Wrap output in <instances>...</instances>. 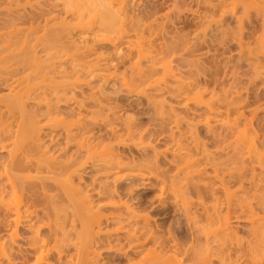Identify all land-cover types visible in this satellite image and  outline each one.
I'll return each mask as SVG.
<instances>
[{
    "label": "bare ground",
    "instance_id": "obj_1",
    "mask_svg": "<svg viewBox=\"0 0 264 264\" xmlns=\"http://www.w3.org/2000/svg\"><path fill=\"white\" fill-rule=\"evenodd\" d=\"M51 1L59 3L63 15L74 18L73 29L93 30L94 44L115 46L132 31L142 33L137 42L126 40L128 51L124 59L130 62L133 78H130L132 84L126 79L121 84L128 92L137 90L136 93L146 97L150 89L167 90L168 82L172 81L176 96L183 103L204 109L208 115L204 124L208 128L210 119L225 114L226 118L220 120L224 145L219 144L222 146L219 148L222 151L231 147L233 154L218 162L207 151H200L198 157L200 141L196 142L198 137L194 133L191 146L177 140L171 153L176 166L171 176H158L156 161L161 151L153 149L152 166L148 160L139 163L137 170L141 171L139 176L145 185L157 189L150 201L152 212L170 201L178 215L175 230L185 221L191 238L188 244L180 243L176 233L162 231L164 226L151 222L148 214L123 195L120 182L129 177L125 173L139 159L115 147L133 141V146H141L144 152L149 146L143 143L145 138L142 135L136 138L133 123L127 124V120L116 126L107 113L112 112L109 108L104 109L105 113L100 110L103 115L95 117L97 112L90 111L88 106L89 102L98 101L93 90L87 100L76 98L72 92L94 79L112 78L114 74L108 72L104 57L92 53L93 45L71 41L67 30L71 24L63 19L56 23L55 16H51L54 11L30 15L32 19L43 18V28L38 21L37 27L30 23L25 28L22 23V29L18 25L19 17L12 20L8 19L10 12L5 15L7 18L3 14L18 5L0 7V16L3 14L5 18L3 26L9 24L6 28L0 26V231L9 230L8 241L16 237L17 228L24 224L30 231L29 247H26L30 250V264H101L99 258L103 253L119 256L121 264H264V130L256 122L257 113L264 111L263 98L253 100L257 105L252 102L255 108L249 119L242 111L251 107L247 99L229 95V100L226 92L223 99H217L216 106L214 96L204 100L203 91L191 94L192 84L180 81L172 63L183 60L193 65V59L191 63V59L177 58V48L181 46L178 43L160 41L159 28L165 30V24L153 26V23H141V18L128 17L125 0ZM225 2L216 0L212 9L221 10ZM237 4H241L246 15L254 12V18L263 19L261 36L256 37L251 49L264 59V0H235L232 9ZM89 14L90 19L84 22ZM40 29L43 33L38 32ZM247 47L252 57L250 44ZM57 62H63L66 67L59 69ZM142 63L147 66L142 68ZM258 69L255 76L264 82V65ZM158 71L160 77H156ZM82 76L88 80L84 81ZM60 106L68 107V111H61ZM98 122L107 128L106 140L91 133ZM82 168L113 183L112 190L105 186L104 192H99L103 201L96 208L90 196L74 183ZM99 193L94 190L92 194ZM232 225H243L247 238L236 236ZM44 230L46 235H42ZM3 241L0 235V264H9L12 260L7 256L11 251L6 256ZM106 260V264H112V260Z\"/></svg>",
    "mask_w": 264,
    "mask_h": 264
},
{
    "label": "rangeland",
    "instance_id": "obj_2",
    "mask_svg": "<svg viewBox=\"0 0 264 264\" xmlns=\"http://www.w3.org/2000/svg\"><path fill=\"white\" fill-rule=\"evenodd\" d=\"M28 1L3 0V4L2 0H0V7L5 8L4 6H6V8H8L9 5H11V7H13L14 5H18L15 6L17 7L16 10H14V7V9L12 8V11L7 10L4 11L3 14L5 16L7 12H10V14L7 15L8 19L14 18L12 20H16L15 17H19L18 19L20 20H17L19 23L18 25H20L21 27L22 25H24L25 28L29 27L30 25H32L33 27L34 24V26L37 27L36 24L39 25V22V27L43 28L44 25L42 24H44V19L35 17L37 16L35 14H46L47 11H54V15L52 14L51 16H55L56 20L54 21L56 23H58L60 19H63L65 23L71 24L69 25V28H67V30L71 33V41H75V44L77 43V45H82L84 43L88 44V46L93 45L94 51L92 53L95 54L96 52V57L98 55L99 57H104V59L106 60L109 70L108 72H113L112 74H114L113 76L111 74L112 78L109 79L110 81L94 79V81L92 80L89 81V83L79 85L78 88L73 90L72 92L76 96V98L81 100H87L88 96L94 92L98 101L89 102L88 106L91 110L89 108L88 109L90 111L97 112V114L94 115L95 117L98 115L102 116L103 114L100 113L103 112L104 109L106 110L107 108H109L112 112H106L110 113L109 118L111 119L112 116L111 120L115 122L116 126L119 124H123V121L126 120L129 123L124 122V125H126L125 123H133L134 127L131 128L135 137L137 136L136 138H139V136L141 137L142 135V138H145L143 140V143H148L149 146L151 144L150 147H146L144 152L141 150L142 148H139L141 146H133V141L132 143L130 141L127 142L125 144L126 146L115 147L116 150L121 152H130L134 157L137 158L138 156L139 159L135 161L134 165L132 164V170L130 171H132L133 173L130 171L129 173H125V175L128 174L129 177H125L122 182H120L122 191L124 189L123 195L125 194V199L136 205V207L139 208L138 210L148 214L150 220H152L151 222L156 221V224L162 225V227L164 226L162 228V231L165 232L167 230H171V232L173 231L174 234L176 233L175 235L177 236V239H179L180 243L182 242V244L184 245L188 244L191 238V234L184 220L182 224H179L180 229L178 231L175 230L176 226L174 225V222L178 215L177 213H175L176 210L174 204H171L170 201H167L165 206L157 208L154 212H152V210L149 208L150 201L153 200L152 197L157 193V189L149 188L145 185L144 179L139 176V174H141V171L137 170L138 165L141 162L147 163L148 161H150L151 164L149 163V165L152 166V161L154 159L153 151H155L153 149H156L157 151H161L159 152L160 154L157 157L158 159L156 161L158 163L156 167H158L159 169L155 168L160 170L157 171V173L159 172L158 176L160 174V176L162 177L164 175L167 176L168 174V177L171 176V174L174 173V167H176L173 163V154L171 153H173V150L175 149L177 140L181 139L183 144H189L191 146L189 142L192 141L191 135L194 133V135L198 137L196 138V142L200 141L198 157L201 152L204 153V151H207L208 153L206 152V154L209 155L210 153L214 154L211 155L214 156L213 158H215L214 160L216 161H220V158L223 159V157L226 158L227 156H232L233 152L231 147V150H228V148L227 150L226 148H223L224 150L221 151V148L224 145L221 139L224 135V127L221 125L220 120L226 118L225 114L210 119V127L208 128V126L204 124V120L208 116L204 114V109L195 106L193 103H183L185 101L176 96V90L173 89L174 86L172 84L174 83H172V81L168 82V85L170 84V87L167 90H155V92L153 91V89H150V91L148 90L149 92L147 91L149 95L147 94L146 97L143 95L140 96V94L136 93L137 90L133 93L128 92L125 86L121 83H123L122 80L125 81V79L126 82L129 80V83L131 82V79L133 77H130V75H132V73L130 74L131 69L129 68L130 62L129 60L124 59V53L127 54L128 51V48H126L127 41L130 40L132 42H137L139 35H141L142 33L136 34L132 31V33H129V36L125 38V40H122V43H118L115 46H111V44L105 43L94 44L92 40V33L94 31L92 30V32L88 29L81 30L78 28L73 29L72 24L75 23L73 20L74 18L67 14L63 15V13H61L62 11H60L61 6L59 5V3L51 0ZM210 1L211 0H208V2L207 0H125L124 10L127 11L128 17L130 16L134 19L141 18V20H143V22L141 23H153V26L162 23V25L165 24L167 26L165 30H161L159 28L160 41H163L167 44H170L172 42L178 43V45L181 46L177 48V58H185L186 61L191 59V63L193 59V65L190 63L192 66L189 65V63L188 65L187 63H183L184 61L182 59V61L178 60L172 63V67L175 70L174 72L175 74L177 73L176 76L178 75L180 77V81L182 82L184 80V83H186V81H189L188 84H192V87L194 89L192 90L191 94L194 93L193 91H203L205 93L203 94L204 100H208L211 96H214V99H216V101H214L216 106L218 103L217 99H223V97L226 96V92L228 94L227 97H229V95H232L231 98H234L235 96L236 98H240V100L247 99L248 103L251 102V107H245L244 109H242V111L244 112V116L250 119L253 115L252 108H255L254 106L257 105V102L255 101V104L253 100H256L258 97L264 99V87L262 88V84L264 83L263 79H257V77L255 76L256 69L263 67L264 59L263 57L258 56V51L255 50L254 52V48L251 49L253 45H255L254 42H256L255 40L258 38V36H261L263 19H261V21L259 19L261 17L259 16H256L258 17V20L254 18V12L246 15L244 10L242 9L243 7L241 6V4H237V8L235 7L234 9H232V2L235 0H226V2L224 3L225 8L223 6L221 10L212 9L216 4V0H212L211 2ZM8 2L11 4H9ZM26 2L28 4H26ZM227 3H230L231 5L229 4V6H226L228 5ZM25 4L27 6L30 4V7H27ZM208 5L212 7L210 8L208 7ZM232 13L234 14V16L232 15ZM3 14H1V16ZM31 14L35 15L33 16V19L30 16ZM1 16L0 26H2V28H6V26L8 27V23H6V26H3V19L7 18V16H5V18ZM90 16V14L89 16L86 15V18H84V22H86L85 20L90 19ZM242 17H244L245 19ZM1 23L3 24L1 25ZM24 27H22V29ZM239 27L241 28L239 29ZM41 31L43 33V30L41 29L38 32ZM248 44H250V49L253 51L252 57H249V52L247 53ZM194 61L195 63H197L195 64ZM56 66L59 69H62V67H66V64H64L63 62H57ZM145 66H147V64L142 63L141 67L145 68ZM259 70L260 69H258V71ZM160 74L161 71L157 74L156 77H158ZM82 79L84 81H87L88 77L86 78L85 76H82ZM130 84H132V82ZM223 94L225 96H222ZM263 99L261 100V102L263 101L264 103ZM252 102H254V106H252ZM263 103L258 106H262ZM59 108L61 109V111H68V107L66 106H60ZM100 110L102 111L100 112ZM256 122L259 129L262 128L264 130V111H259L257 113ZM99 124H101V122H98V125L95 126L94 129L92 128L93 130L91 131V133H94V137L98 136L97 138L106 140L108 134L105 130H107V128L105 127V125L103 126L102 124ZM188 128L191 132H189ZM143 132L144 134H142ZM219 144L222 146H219ZM210 158L213 159L212 157ZM208 169H210V171L208 170V173H211V168ZM248 170L247 180L250 178V171ZM163 171L165 174L163 173ZM93 174V172L90 173L89 169L82 168V170L80 169L79 172L80 178L78 176L74 183L76 184V187L82 189L84 193L90 196V198L93 200V205L96 208L97 203L102 200L103 196L100 195V193L104 192V187H110L109 189L112 190L113 183L109 182L104 176ZM130 175L132 176L130 177ZM92 190H97L98 193L100 191L101 192L99 194H92ZM232 228V230L234 231L233 233L236 232V236L244 239L247 238L248 235L243 225H240L239 227L236 225H232ZM6 230L7 229L5 228L3 229L4 232L1 230L0 235L2 236V240H4V250L5 252L7 251V253H5L6 256L11 251V253L9 254L11 257H9L8 255L7 258H9V260L11 259L12 263L14 264H30V250L28 251L29 248H26L29 247V243L27 242L28 237L30 238V231L24 227V224H21V226H19V228H17L16 230V237L13 238L12 241H8L6 234L10 232L9 230ZM44 231L42 232V235H46V231ZM10 246H12V250ZM118 257L114 256L113 254L103 253L101 254V258H99V262L101 264H106L108 261L106 259H110L112 260V264H121L123 262L121 261L122 258ZM2 264L7 263L2 262Z\"/></svg>",
    "mask_w": 264,
    "mask_h": 264
}]
</instances>
